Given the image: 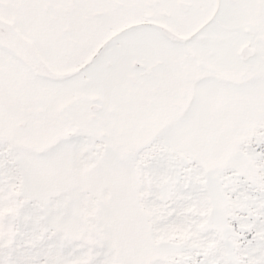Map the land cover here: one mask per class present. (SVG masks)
<instances>
[{"label":"snow or ice","instance_id":"snow-or-ice-1","mask_svg":"<svg viewBox=\"0 0 264 264\" xmlns=\"http://www.w3.org/2000/svg\"><path fill=\"white\" fill-rule=\"evenodd\" d=\"M0 264H264V0H0Z\"/></svg>","mask_w":264,"mask_h":264}]
</instances>
